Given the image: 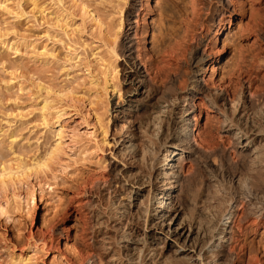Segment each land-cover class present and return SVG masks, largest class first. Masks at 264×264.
<instances>
[{
  "label": "rangeland",
  "instance_id": "obj_1",
  "mask_svg": "<svg viewBox=\"0 0 264 264\" xmlns=\"http://www.w3.org/2000/svg\"><path fill=\"white\" fill-rule=\"evenodd\" d=\"M241 1L245 11L230 19L213 16L205 0H197L195 36L186 39L189 53L198 47L197 56L206 58L200 73L205 88L217 89L227 102L240 97L244 106L235 119L264 130V0ZM191 11L190 0H0V264H113L96 243L102 236L97 222L110 223L106 216H112L116 224V210L126 208L129 197L113 183L116 172L144 167L129 152L132 141L140 142L144 109L127 102L123 45L132 39L144 58L158 47L168 49L184 35ZM112 61L121 97L111 87L105 91L111 80L105 66ZM189 62L182 63L187 77ZM46 101L48 123L41 115ZM195 105L198 160L183 161V178L192 183L179 196L181 213L188 222L205 223L210 205L216 213L237 197L228 223L237 232L244 214L246 235L238 234L231 246L238 253L246 241V260L252 249L264 264V218L257 221L247 202L251 190L264 198V172L248 164L223 127V112L201 98ZM40 162L47 167L38 168ZM238 176L249 177L242 189ZM209 177L215 179L211 191L219 193L214 202L205 196Z\"/></svg>",
  "mask_w": 264,
  "mask_h": 264
},
{
  "label": "bare ground",
  "instance_id": "obj_2",
  "mask_svg": "<svg viewBox=\"0 0 264 264\" xmlns=\"http://www.w3.org/2000/svg\"><path fill=\"white\" fill-rule=\"evenodd\" d=\"M196 1L190 0L193 18L186 21L184 35L180 40L175 39L174 46L168 49L163 46L158 47L154 54L144 58L143 54L135 49L132 39H128L123 45L124 67L122 70L123 80L128 86L126 88V94H129L127 102H130V106H140L144 109V116L139 120L142 132L140 142L132 141L129 152L144 167L132 174L122 171V168L116 172L113 183L127 190L128 201L125 203L120 201V204L123 203L122 205L126 208L123 211L116 210L114 215L118 219V222L115 221L116 224L111 225L112 216H106L110 223H107L106 219L102 221L99 219L97 222L98 227H105L106 230L102 231L101 228L98 231L102 236L100 239H95L98 240L96 243H99L104 252L111 254L108 261L113 264H235L236 262L261 264L252 249L249 250L248 260H246V241L242 243L238 253L235 252V247L231 246L233 242L239 241L238 234L246 235L242 226L243 220L246 219L243 217L244 214L238 223V233L231 230L228 223L231 222L229 219L235 216L237 197L229 198L226 205L220 204V208L217 203L219 210L216 213L212 209L215 206L210 205L209 209L203 212L205 223L195 220L188 222L178 205L179 196L185 193L192 183L191 180L188 182L183 178L185 169L183 161L198 160L196 159L198 157L197 138L194 133L196 124L193 122L197 119L192 116L197 98L205 100L213 109L223 112L226 119L224 124L222 123L223 127L233 133L241 153L246 154L248 164L251 163L254 171L264 172V130L250 125L247 118L244 119V124L235 119L234 114L240 113L244 101L241 102L240 97L234 96L227 102L217 89L207 90L205 82L202 83L203 79L200 78L201 66L206 58L197 56L195 51L198 47L194 53H189L190 43L188 44L186 38L189 33L192 34L191 39L195 36L192 26L199 15ZM242 2L241 0H205L203 5L213 12V16L223 17L228 14L231 19V16L237 14L240 8H242L241 11H245L246 5ZM84 12L93 20L97 19L87 7L84 8ZM121 25L122 22L119 23L120 27ZM215 28H217L215 34L218 36L223 28L222 23L219 21L215 24ZM117 35L118 33L115 37ZM111 53L117 56L116 40L111 44ZM187 57L191 63L190 77L185 75L186 70L182 71V63L188 59ZM105 68L106 74L111 75V80L107 78L105 82L106 93L111 87L112 91L114 93L116 91L121 97V91L117 89L118 84L113 82V78L117 77L118 66L112 61ZM49 104L46 101L41 109L45 123L49 122L48 112L51 109ZM104 132L107 133L106 130ZM130 138L137 137L132 135ZM50 154L55 155L56 150H52ZM37 167L44 169L47 163L40 162ZM242 177L238 176L235 181L240 189L249 179V177L246 179ZM214 182L215 179L212 177L204 181L207 186L205 196L212 202L219 196L216 191H211L215 185ZM104 183L109 185L112 182L104 179ZM251 191L247 194L248 211L257 216V221H262L264 198ZM98 216H100L99 213ZM99 235H96V238ZM91 255H94V252Z\"/></svg>",
  "mask_w": 264,
  "mask_h": 264
}]
</instances>
